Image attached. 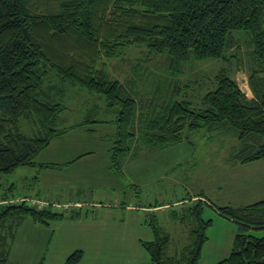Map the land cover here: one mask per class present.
<instances>
[{
  "label": "trees",
  "instance_id": "16d2710c",
  "mask_svg": "<svg viewBox=\"0 0 264 264\" xmlns=\"http://www.w3.org/2000/svg\"><path fill=\"white\" fill-rule=\"evenodd\" d=\"M142 45L149 49L144 61L164 58L176 77L187 63L221 59L228 66L198 104L182 94L171 103L146 105L133 82L112 78L99 65L102 56ZM234 60L247 68L252 98L230 74ZM177 85L179 80L169 78L165 88ZM75 92L103 99L116 114L96 121L115 125L111 165L119 173L141 146L166 148L182 142L185 131L201 129L234 130L240 143L231 152L238 164L264 159V0H0V177L34 165L39 152L67 133L70 124L63 127L61 113L75 109ZM80 125L86 126H75ZM186 200L166 206L164 216L180 228L177 238L185 244L179 250L172 251L175 236L161 224L159 211L147 213L154 239L141 245L148 264H198L213 223L204 218L206 205L239 225L230 254L215 264H264V236L249 232L264 228V199L221 205L200 194L193 203ZM86 214L44 197L0 191V264L8 263L11 237L27 221L50 225ZM83 257L76 250L66 264Z\"/></svg>",
  "mask_w": 264,
  "mask_h": 264
},
{
  "label": "rangeland",
  "instance_id": "374dc122",
  "mask_svg": "<svg viewBox=\"0 0 264 264\" xmlns=\"http://www.w3.org/2000/svg\"><path fill=\"white\" fill-rule=\"evenodd\" d=\"M247 49L246 46H243L241 53L244 54ZM147 50L149 49L145 45L126 46L122 49V54H119L118 56L116 55L113 58L102 56L100 58L101 60H99V65L108 72L110 77L118 78L123 82H133L139 93L137 94L138 98L146 105L155 102L158 106H161L163 100H166L167 97H169V94L174 88L171 87L166 89V80L169 78H172L173 80L174 77L171 76L169 70L166 69L164 58L151 57V59L144 61L147 56ZM224 66L227 67L228 64L221 59L187 63L184 73H181L178 76L179 85L175 87H178L181 90L180 94H185V97L191 99L194 104H198L202 96L209 89L215 87V78L219 70L224 68ZM229 66L231 65L229 64ZM230 74L238 81L239 86L243 91H245V89L247 90L246 94L248 97L252 98L253 94L248 84L247 68L245 69L244 66L238 67L234 60ZM71 102L74 104L75 109L65 110L61 113L63 124H65L63 127H67L69 124L70 126L68 127L67 133L59 140L60 144L67 149L73 147L75 149L74 152L77 153L86 151L87 146L98 148L102 143L107 144V139L109 138L108 135L115 130V125L113 123L99 124L95 121L97 119L105 120L103 117L107 115L108 117L111 116V118H114L116 114L114 112L109 113V111H106L105 113H102L101 116L96 115L94 112V104L97 102L95 101L92 103L91 101H87L86 104L82 97L78 98V102L76 98H72ZM80 123L90 125L93 130L96 129V132L89 131L85 125L75 126ZM28 129L29 127L26 126L25 130ZM184 135L188 136L182 142L170 145L166 147V149L163 148L164 150L161 151V153H163L162 155H165V157H160L159 162H157L158 158H156L155 161L139 159L136 162L137 166L142 170H145V172H143V178H140L141 180L145 179L146 175L149 177L150 175L154 176L158 172L163 173L162 177H159L158 181L153 183L154 188L157 189L151 194L149 200L154 201V198H158L160 204L168 202L169 207L170 205H175L172 202L178 199L184 200L187 198V202L193 203V199L201 194L211 198L213 201L221 205H235V202H237L235 201L236 196L226 194L220 195L216 191V188L218 187L216 183H221L220 181H217V178L220 175L227 178L230 175L231 170L225 168L224 165L226 163L224 160L227 157V153L231 152L230 149H236L240 143L237 133L233 130V132L228 131V134L216 133V135H220L216 136L206 129H201L193 132L185 131ZM141 148H146V146H141ZM50 149L51 148H49V151ZM57 149L64 148L60 145H56L52 148V151ZM177 152H179L180 159L183 162L191 156L189 158V163L185 165L186 170L181 171L179 168H174L172 170V166L178 160ZM126 160L127 158L124 159V164L126 163ZM262 165L263 164H253L247 169H249L254 175L264 176V166ZM149 171H152L151 174ZM180 173L185 176L183 184L176 181V178L179 177ZM247 173L250 172H244V175ZM236 180L238 181V178H236ZM229 181L231 182L230 179ZM164 185H166L165 189L162 188ZM142 189L144 190V193L147 192L144 183ZM252 189L254 192H252L251 196L257 199L255 201L264 199V197H260V194L264 192L262 191V185H258L257 188ZM247 190L249 192L250 189L247 188ZM249 196L244 199L247 202L244 205L255 202L248 201ZM116 199L120 200L119 203L125 202L124 200H126L127 204L134 202L132 200L129 201L128 197L124 199L122 196H116V194L113 193L106 195L103 193L100 198L96 197L95 200H101L104 203L107 201H113L111 202L113 204ZM74 203L78 202L71 201L67 204L70 205L72 209L81 207L83 214L88 213L87 211L89 210L91 215L97 213L91 212L93 210L92 208L97 206L89 207L86 205V207L83 208L84 203L80 206L78 204L75 205ZM134 203L139 205V199L135 200ZM68 205L65 203L64 207ZM169 209L170 208L165 212H159V215L161 224L170 229L173 233V237L175 236L174 244L172 246V251H175L181 249L185 243H183L182 238H177L180 234V228L174 227L175 223H172L171 221L168 222V218H164L165 215L168 217L167 213L169 212ZM111 210L114 211L113 209ZM94 211L97 210L94 209ZM66 212H68V210ZM134 213L142 214V212L136 210ZM204 218L212 219L213 223L207 230L208 240L202 249L201 258L198 264H215L230 254L236 233L239 230V225L235 221L219 214L210 205L204 207ZM65 219L60 221H65ZM52 231L35 233L34 228L31 225H29V227L20 228L15 238L14 236L11 237V256L9 264H40L44 256V264H47L48 257L53 260L54 257L59 256L60 254L56 251L48 252L44 245ZM249 232L257 236H264V228H253ZM113 238L114 237H107L105 238V241L110 242L115 240ZM118 248L120 247L106 245L102 253L94 254L90 251H86L85 260H82L78 264H93L91 262L93 261V255L97 257L99 264H135L142 259V254L140 252V249L142 248H138V252L137 248L131 243L129 247L123 248L125 252L120 251ZM142 251L145 253L143 249ZM52 264L56 263L53 262Z\"/></svg>",
  "mask_w": 264,
  "mask_h": 264
},
{
  "label": "crops",
  "instance_id": "0c3cea01",
  "mask_svg": "<svg viewBox=\"0 0 264 264\" xmlns=\"http://www.w3.org/2000/svg\"><path fill=\"white\" fill-rule=\"evenodd\" d=\"M171 76L174 77L173 81H175V79L178 80V77L175 75L171 74ZM177 88L178 87H174L169 97L163 100L162 103H171L173 99L184 98L180 97L182 94L173 95ZM75 94L83 99L88 97L92 103L98 99L100 101V106L97 112L94 111L96 115L101 116L102 113L107 111L103 99L95 97L94 95H87V93L84 92H75ZM94 106H98L97 103H95ZM159 110H161V108ZM103 118L106 119L109 117L107 115ZM95 122L99 124L106 123ZM86 126L89 131L96 132V129L93 130L90 125L86 124ZM210 133L216 135V132L210 131ZM114 135L115 130L108 135L107 144L102 143L101 146H97L98 148L87 146L86 151L78 153L74 152L75 149L73 147L67 149L60 144L59 140L64 136L61 135L55 138L46 149L36 155V163L34 165L20 166L12 173L0 177V182L2 184L0 191H3L4 194L8 193V195H20L24 197H44L60 205L73 201L78 202L76 205L78 204L79 206L84 203L83 208L86 207V205L89 207L97 206L92 208L93 210L91 211L97 213L91 215L89 210L86 214L87 217L79 219L68 218L65 219V221H58L50 225L27 221L21 227L24 228L31 225L35 233L53 230L44 245L48 252L56 251L60 255L54 257L53 260L48 257L47 264H52L53 262L56 264H66V259L74 250L76 251V249L83 250L84 258L82 260L86 258V251H90L94 254L102 253L106 245L119 246L120 248L118 249L125 252L123 248L129 247L130 243L137 248V251L138 248H142L145 251V253H143L142 249H140L142 259L135 264H148L150 262L148 252L141 245L142 241L154 239L152 228L146 223L147 213L153 210L165 212L167 210L166 206L169 204L168 202L160 204L158 198H154V201L149 200L151 194L157 189L154 188L153 183L158 181L163 173L158 172L154 176L150 175L149 177L146 175V178L141 180L140 178H143V172H145V170L137 166L136 162L139 159L155 161L156 158H158L157 162H159L160 157H165V155H162L163 153H161V151L166 148H162L161 150L141 148L133 151L128 156L129 158L127 157L126 163L124 164L123 162L122 172L119 173L115 171L111 165L110 145L114 140ZM187 136L188 135H184V139ZM56 145H60L64 149L52 151V148ZM49 148H51L50 151ZM177 154L178 160L172 166V170L174 168H179L181 171L186 170L185 165L189 163V158L191 156L183 162L180 159L179 152H177ZM232 154V152H228L224 160L226 163L224 165L225 168L231 170L230 175L228 178L221 175L217 178V181L221 183H216L218 186L216 191L220 195H234L236 196L235 201H237L235 205H244L247 203L244 199L249 195L248 201L257 200L251 196L252 192H254L252 188H257L258 185H262V191H264V176L254 175L247 169L253 164H263L262 166H264V159L246 164H238L234 161ZM149 172L151 174L152 171ZM244 172L250 173L244 175ZM236 178H238V181ZM176 181L183 184L185 176L180 173ZM142 182L146 185V193H144L142 189ZM166 185L162 188L165 189ZM247 188L250 189L249 192ZM103 193H105V195L113 193L116 194V196H122L124 199L128 197L129 201L132 200L134 202L139 199L140 204L136 205L134 202L127 204L124 199L126 203H119L120 200L116 199L113 204L111 203L113 201L104 203L101 200H95L96 197L100 198ZM260 197H264V192L260 194ZM181 201H183V199L175 200L172 203L178 204ZM80 209L82 208L80 207ZM94 209L97 211H94ZM135 210L142 212V214L134 213ZM107 237H114L113 239L115 240L106 242L105 238ZM92 258L93 261L91 262L93 264H99L97 257L93 255ZM9 263L10 260L7 264Z\"/></svg>",
  "mask_w": 264,
  "mask_h": 264
},
{
  "label": "water",
  "instance_id": "95a60500",
  "mask_svg": "<svg viewBox=\"0 0 264 264\" xmlns=\"http://www.w3.org/2000/svg\"><path fill=\"white\" fill-rule=\"evenodd\" d=\"M245 93L247 92V90L245 89V91H244Z\"/></svg>",
  "mask_w": 264,
  "mask_h": 264
},
{
  "label": "built area",
  "instance_id": "2783aa9c",
  "mask_svg": "<svg viewBox=\"0 0 264 264\" xmlns=\"http://www.w3.org/2000/svg\"><path fill=\"white\" fill-rule=\"evenodd\" d=\"M41 202V201H40Z\"/></svg>",
  "mask_w": 264,
  "mask_h": 264
}]
</instances>
